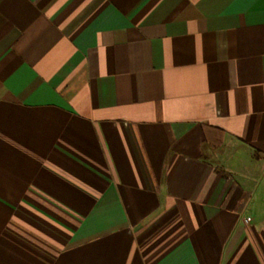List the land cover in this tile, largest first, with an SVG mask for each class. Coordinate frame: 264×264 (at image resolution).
<instances>
[{
    "label": "crops",
    "instance_id": "crops-1",
    "mask_svg": "<svg viewBox=\"0 0 264 264\" xmlns=\"http://www.w3.org/2000/svg\"><path fill=\"white\" fill-rule=\"evenodd\" d=\"M0 264H264V0H0Z\"/></svg>",
    "mask_w": 264,
    "mask_h": 264
}]
</instances>
